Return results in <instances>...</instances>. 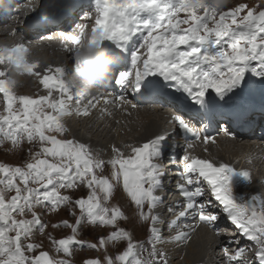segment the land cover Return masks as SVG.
<instances>
[{"label": "snow or ice", "instance_id": "snow-or-ice-1", "mask_svg": "<svg viewBox=\"0 0 264 264\" xmlns=\"http://www.w3.org/2000/svg\"><path fill=\"white\" fill-rule=\"evenodd\" d=\"M75 5L76 0H47L33 22L38 27L54 24ZM93 7L89 53L93 48L106 50L113 58L111 66L130 59L135 69L134 74L108 73L107 82L120 89L111 99L97 91L84 104L66 82L67 68L57 67L52 76L41 77L34 71L38 62L26 59L23 43L0 46V64L6 65L0 70V144L8 142L20 151L24 143L29 145L21 164L0 163V264H76L74 253L85 249L96 255L81 264H169L160 246L191 240L195 227L185 222L188 217L196 226L209 228L225 219L234 226V236L252 242L253 257L245 259L247 249L239 246L240 240L222 241L225 264H264V198L234 194L233 178L250 182L248 171L184 155L175 183L181 199L168 206L172 219L165 221L157 209L164 202L158 193L164 183L166 136L128 146V156L113 145L108 160L87 144L63 138L69 132L64 117L88 116L101 102L102 113L108 105H167L176 113L171 122L195 139H200L206 120H217V127L233 139L232 124L253 134L252 125L264 129V3H240L225 10L223 0H94ZM77 28L78 35H63L73 46L66 50L75 53L73 67L79 70L75 46L81 44L86 25ZM24 74L38 77L47 95H17L15 76ZM209 90L215 94L211 99ZM210 139L204 135L205 144ZM81 189L84 193L76 196ZM118 190L134 208L136 220L146 225L145 239H134L121 226L129 217L112 203ZM62 210L71 220L49 225L42 219ZM49 227L67 234L57 238L46 231ZM86 228L105 232L86 240ZM165 228L175 235L165 237ZM37 233L44 240L36 241ZM215 234L219 237L220 231ZM110 246L119 250L113 254Z\"/></svg>", "mask_w": 264, "mask_h": 264}, {"label": "bare ground", "instance_id": "bare-ground-1", "mask_svg": "<svg viewBox=\"0 0 264 264\" xmlns=\"http://www.w3.org/2000/svg\"><path fill=\"white\" fill-rule=\"evenodd\" d=\"M25 1H29V0H25ZM38 1H39L40 7L45 6L47 4V0H38ZM78 1H80V0H76V3ZM84 1H87V2L93 1V4H94V0H84ZM36 3H38V2H36ZM27 5H29L30 7L33 8V5L31 3H29ZM24 11H25V13H28L30 11V8L25 6ZM79 16H80L81 22H85L87 30L90 29V31H91V27L94 25L92 20L93 19L95 20L94 8L91 10L90 8L85 6V4L81 5L76 10L75 14H73L69 18L71 19V21H75L79 18ZM5 24L8 26H12V30L17 29L18 31L16 33L23 31L20 28V26H18V28H16L14 26L15 25L14 22L11 23L9 20H7L5 22ZM11 33H12V31H10V30L7 31V30L2 29V28L0 29V46H12L14 43H22V41L21 42L14 41L13 35H11ZM22 35L26 37L28 35V33L22 32ZM9 40H11V41L13 40L12 44L8 43ZM23 40H24V38H23ZM47 55H48V52H47ZM26 59L29 61L38 62V67L36 69H34V71L39 72L41 74V77H43L45 75L52 76L55 68L59 67V65H57L56 63L52 64V61L49 59V57H48L49 60L45 61L41 57L35 56L32 51H28V55H27ZM66 59H68V57ZM64 62L69 64L70 60L68 59V60H65ZM5 67H6V65L0 64V70H4ZM46 69H52V71H46ZM15 79L17 80V84H16L15 89H14L16 94H21L23 96H32V97H39V96L47 95L48 90L45 89L43 87V85L40 84L38 77L31 76L28 74H24V75L15 76ZM129 94L130 93L128 92V95ZM53 97L58 98L59 93L53 91ZM2 112H3V106L0 105V113H2ZM77 117L78 116L73 115L70 118H65L66 120L65 119L63 120L65 127L69 129L68 134L72 138H75V140H77L81 143L87 144L92 149L94 154L95 153L100 154L101 158L104 160H108L111 158V156H112L111 149H112L113 145H115L125 155L128 156L129 152H131V148L128 146H137L138 147V146L142 145L143 143H146L149 140H152L159 135H162V134L165 135V133L168 131V129H167L168 121L164 117H158L156 115V112H150L149 110L142 109V110L135 111V114L129 119H124V118L120 119V117L116 118V122H113V124H110L108 131H103L102 128H100L98 130V128H97L98 131L103 132L104 136H102L103 137L102 139H104V138L106 139L104 142L99 143L95 139H92V140L89 139L88 141H85L86 138L84 139L83 138L84 136L80 135V133L78 135V130L76 131V129L79 127L82 129L83 128L85 129L86 125H81L77 121ZM108 124H109V122L106 123V125H108ZM115 124H118L119 126L117 125L118 127L115 128L114 127ZM112 130L113 131L115 130V134L113 133ZM121 131L124 132V136L120 139V137H118L116 134L120 133ZM79 132H81V131H79ZM90 136H91V134H90ZM99 136L101 137L100 134H99ZM173 136H174V134H173ZM93 137H96V136H93ZM96 139H97V137H96ZM168 143L171 144L169 139H168ZM183 143H185V142H183ZM195 143L198 145H201L200 141L199 142L195 141ZM214 144H215V146L213 145L212 152L216 149V147L218 145H220V143L217 142L216 140H215ZM250 144H251V142H250ZM174 146L177 148L176 142H175ZM248 146H249L248 144L247 145L246 144H240V145L235 146V145H229V144L225 143L222 145V147H219V148H217V150H215L214 154H217V156L214 157L212 155L213 157H209L211 154L210 155L208 154L209 156L207 159L204 157L203 158L205 160H209L215 164H219V163L226 164L229 161H226L224 159L226 157L225 155L228 152L233 151L234 148L242 151L241 153H244L245 151L247 153L252 152L253 149H256V146L252 145L251 148H249ZM189 148L190 147H187V150L185 153H183V155H186V154L189 155L188 154ZM203 149L206 150V148H203ZM5 151H6V149H5ZM241 153H239V154H241ZM179 154H181V153H179ZM235 154H236V150L233 153V157L235 156ZM199 155H201V154H199ZM166 157H168L167 153H166ZM198 157L200 159V156H198ZM222 159H224V160H222ZM230 164L231 163H229V165ZM169 167H171V166H169ZM232 167L235 168V166H232ZM238 168H239V166H238ZM239 171H243V169H241ZM253 177L250 178V182H245L243 179L236 177L234 180L235 181L234 189L236 188V193H234V194L237 196H243L246 199L250 198V196L254 195V194H258L262 198H264V183L260 182V179H262L263 177L258 178L256 175H253ZM120 205H121V203H120ZM128 215H130V214H128ZM132 216H133V213H132ZM220 220H221V222L218 221L212 226L213 231L215 232L217 229L220 230V229L224 228L225 234L229 233L233 238L236 237V236H234V233H235L234 226L230 225L229 222L225 219H220ZM122 226H123V224H122ZM139 229H137L138 230L137 233H139ZM140 230L142 231V229H140ZM143 230L145 231V229H143ZM164 235H166V234H164ZM166 237H168V236H166ZM202 238H207L206 233L202 232V231L197 232L196 237H194L193 240H191L188 244H186L185 250L182 248H179L175 244H167V245H162L160 247L163 248V250H165L167 252L168 258H169V264H212L211 261L206 257V246H205L206 242L202 243L201 242ZM223 240H226V239L224 238ZM211 241H214V240L211 238H208V240H207L208 245H211V243H210ZM240 246H242V245H240ZM251 246L253 247L252 243H251ZM252 250H254V249L252 248ZM246 252H248V251H246ZM253 254H254V252H253ZM211 256H213L214 258L219 256V255H217V248H215L213 250ZM221 261H225V258H221Z\"/></svg>", "mask_w": 264, "mask_h": 264}, {"label": "rangeland", "instance_id": "rangeland-1", "mask_svg": "<svg viewBox=\"0 0 264 264\" xmlns=\"http://www.w3.org/2000/svg\"><path fill=\"white\" fill-rule=\"evenodd\" d=\"M35 2H38L39 3V1L38 0H35ZM229 2H231V3H229ZM240 3H247V4H249V5H254V4H259V3H264V0H228L227 2H225V10H228L229 8H232V7H234V6H236V5H238V4H240ZM180 15V17L181 18H183L184 17V13H180L179 14ZM183 27H186L185 25H181V28H183ZM51 61H52V64H54V63H56L58 60H56V59H52V58H49ZM211 92V90H209V93ZM36 94V93H35ZM156 115L158 116V117H162V113L160 114V112H156ZM65 118H63V120H64ZM119 126V125H118ZM117 126V127H118ZM84 130V131H83ZM116 130V129H115ZM115 130L113 131V133L115 134ZM79 131H81V132H79ZM79 131H78V135H79V133H80V135H83L82 137L85 139V141H88L89 139H95L96 141H98L99 143H102V142H104L106 139L104 138V139H102L103 137L102 136H104L103 135V132H100V131H98V130H92V131H88V130H86V129H82V128H79ZM83 132V133H82ZM96 132V133H95ZM111 132V131H110ZM98 133V134H97ZM68 134V133H67ZM66 134V136L65 137H63V138H67V139H72V137L68 134L67 135ZM87 134V135H86ZM90 134H91V136H90ZM99 134L101 135V137L99 136ZM118 137H120V139L124 136V132L123 131H121L120 133H118V134H116ZM93 136H96L97 137V139H96V137H93ZM100 138V139H99ZM75 139V138H74ZM6 147V148H5ZM29 148V145L27 144V143H24V145H23V151H20V150H18V149H13L12 148V146H11V144L10 143H8V142H5L4 144H0V163H4V164H8V165H13V166H15V165H19V164H21V162L23 161V160H25L26 158H27V149ZM5 149H6V151H5ZM215 150H217V148L215 149ZM215 150L213 151V153H205V152H203V153H200L204 158H208V156L209 157H215V156H217V154H214L215 153ZM235 150H236V154L238 155L239 153H241L242 151H240V150H237L236 148H234V152H235ZM219 151V150H218ZM233 151H230V152H228L225 156V160L226 161H229V162H231L232 160H233ZM131 152H129V155H131L130 154ZM97 156H99V158L100 159H102L101 158V156H100V154H98V153H95ZM205 154V155H204ZM209 154V155H208ZM235 154V155H236ZM201 155H199L200 157H201ZM213 155V156H212ZM224 159H222V160H224ZM167 160V159H166ZM119 191V190H118ZM116 191L115 192V194H114V199L112 200V203L113 204H119L120 205V203H121V205L120 206H122V210L123 211H125L124 213L127 215V216H129V220L127 221V222H124L123 223V221L121 222L122 224H123V226H124V228H126V229H128L131 233H132V235H134L133 236V238L134 239H136V240H143V239H145L146 238V225H144L143 227L141 226V225H139L140 223L136 220V217H135V213L133 212L134 210V208L132 207V206H130L129 205V203H128V201H127V199H125L126 197H125V195L122 193V191ZM84 193V190L83 189H81L80 191H78V192H76L75 193V195L76 196H79V195H81V194H83ZM64 194H67V193H64ZM119 194V195H118ZM122 195V196H121ZM119 199V200H118ZM120 201V202H119ZM123 202V203H122ZM125 203V204H124ZM126 206V207H125ZM129 207V208H128ZM132 213H133V216H132ZM128 214H130V215H128ZM42 219L45 221V223H48L49 225L51 224V223H58L59 221H61L62 219H70L71 220V218L70 217H68L67 216V214H66V211H60L58 214H56V213H52V214H48V215H42ZM133 219V220H132ZM133 223V224H132ZM138 223V224H137ZM122 224H121V226H122ZM137 224V225H136ZM136 225V226H135ZM122 226V227H123ZM145 227V228H144ZM134 228V229H133ZM142 229V231L140 230V229ZM137 229H139V233H137L138 232V230ZM143 229H145V231L143 230ZM134 230V231H133ZM136 230V231H135ZM47 232H51L52 233V235L53 236H55V237H57V238H59V237H61L62 235H65V234H67V230H59V229H56V230H54V229H52L51 227H49L47 230H46ZM104 232H105V230H101V229H95V230H93V229H91V228H86L85 230H84V236L82 237V238H84V239H86V240H92V239H94L95 237H97V236H99V235H101V234H104ZM137 233V234H136ZM138 237V238H137ZM34 239L36 240V241H41V240H44V237H42L39 233H37L36 235H35V237H34ZM247 242H248V240H246ZM45 242V248H47L48 247V242L45 240L44 241ZM250 242V241H249ZM248 242V243H249ZM246 243V242H245ZM252 243V242H251ZM251 243H249L248 245L250 246V248L252 249H254V250H251V252H250V255L251 256H253L252 254H253V252H255V247H254V245H253V247L251 246ZM115 249V250H114ZM184 249V248H183ZM119 249L117 248V247H111L110 246V249H109V251L111 252V253H115V252H117ZM185 250V249H184ZM96 255V253L95 252H92V251H89V250H87V249H85V250H83V251H78V252H75L74 253V257H73V259L75 260V262H76V264H81V261H83L84 259H86V258H88V257H93V256H95Z\"/></svg>", "mask_w": 264, "mask_h": 264}]
</instances>
